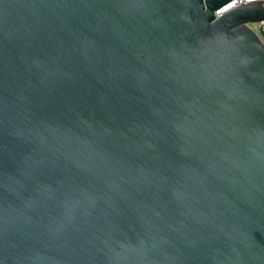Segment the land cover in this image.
Returning a JSON list of instances; mask_svg holds the SVG:
<instances>
[{
  "label": "water",
  "instance_id": "obj_1",
  "mask_svg": "<svg viewBox=\"0 0 264 264\" xmlns=\"http://www.w3.org/2000/svg\"><path fill=\"white\" fill-rule=\"evenodd\" d=\"M233 1L0 0V264H264V0Z\"/></svg>",
  "mask_w": 264,
  "mask_h": 264
},
{
  "label": "built area",
  "instance_id": "obj_2",
  "mask_svg": "<svg viewBox=\"0 0 264 264\" xmlns=\"http://www.w3.org/2000/svg\"><path fill=\"white\" fill-rule=\"evenodd\" d=\"M248 1H255V0H234L231 4L233 5L232 7H235L239 4L242 3H246ZM229 7V8H232ZM218 12H216V14H218ZM264 43V20L262 21H257V22H252V23H248L247 25Z\"/></svg>",
  "mask_w": 264,
  "mask_h": 264
},
{
  "label": "snow or ice",
  "instance_id": "obj_3",
  "mask_svg": "<svg viewBox=\"0 0 264 264\" xmlns=\"http://www.w3.org/2000/svg\"><path fill=\"white\" fill-rule=\"evenodd\" d=\"M233 5L232 4H229L228 7H232Z\"/></svg>",
  "mask_w": 264,
  "mask_h": 264
}]
</instances>
